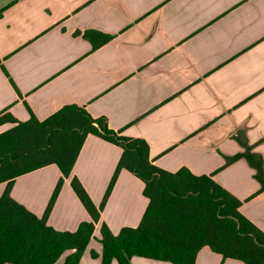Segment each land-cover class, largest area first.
Listing matches in <instances>:
<instances>
[{"label":"crops","instance_id":"crops-1","mask_svg":"<svg viewBox=\"0 0 264 264\" xmlns=\"http://www.w3.org/2000/svg\"><path fill=\"white\" fill-rule=\"evenodd\" d=\"M88 31L112 39L94 49ZM70 105L146 141L160 169L210 176L264 232L256 170L244 157L228 161L249 146L264 162V0H0V134L15 127L10 117L44 121ZM122 154L89 135L47 224L74 233L91 222L71 179L100 207ZM62 177L48 165L17 177L10 195L42 218ZM7 187L0 183V197ZM144 190L120 172L79 264H102L103 225L114 235L140 225ZM131 264L172 263L134 256ZM195 264L245 263L205 246Z\"/></svg>","mask_w":264,"mask_h":264},{"label":"trees","instance_id":"trees-1","mask_svg":"<svg viewBox=\"0 0 264 264\" xmlns=\"http://www.w3.org/2000/svg\"><path fill=\"white\" fill-rule=\"evenodd\" d=\"M84 37L94 49L112 39L96 31H88ZM8 119L16 125L0 134V183L8 182L0 197V264H55L68 251L74 252L65 264H79L122 170L144 182L149 205L137 228H124L114 235L102 226V264L113 260L131 264L134 256L195 264L205 246L224 259L264 264V232L240 212L241 201L210 176H195L188 169L176 173L160 169L151 160L146 141L112 130L106 118H94L76 105L66 106L44 121L33 114L27 122ZM89 135L121 147L123 154L100 207L95 206L79 179L72 177L71 186L92 221L82 223L74 233L60 232L50 227L47 219ZM242 157L256 170L255 177L264 191L262 157L246 146L245 153L228 161ZM53 164L63 177L39 218L11 197V188L17 177Z\"/></svg>","mask_w":264,"mask_h":264}]
</instances>
